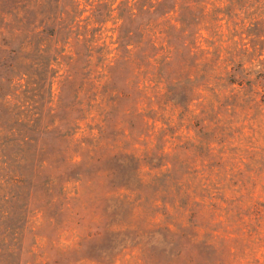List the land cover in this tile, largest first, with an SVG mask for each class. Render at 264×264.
Masks as SVG:
<instances>
[{"label": "trees", "instance_id": "trees-1", "mask_svg": "<svg viewBox=\"0 0 264 264\" xmlns=\"http://www.w3.org/2000/svg\"><path fill=\"white\" fill-rule=\"evenodd\" d=\"M263 49L264 0H0V179L5 187L15 186L0 195V264H20L34 182L46 175L45 185L62 191L73 168L86 164L83 147L73 139L76 121L56 117L58 107L48 105L55 62L63 60L64 66L61 101L67 86L74 94L80 89L75 72L90 75L79 85L81 106L69 102L66 112L106 120L126 95L112 83L115 69L126 66L124 86L136 98L122 104V113L139 116L137 105L143 103L153 123L168 100L185 111L195 103L213 112L227 99L244 103L245 91H264ZM126 135L138 139L131 130ZM192 139L157 155L143 150L162 166L145 180L135 147L86 148L94 155L87 164L96 166L98 181L113 185L108 190L129 207L126 220L99 227L100 248L111 233L119 240L134 233V241L114 256L102 250L91 259L84 253L71 264H209L204 248H213L215 237L204 231L214 220H225V164L220 152H212L211 139ZM24 181L29 186L23 190ZM144 209L162 218L155 221L150 214L141 225L135 217Z\"/></svg>", "mask_w": 264, "mask_h": 264}, {"label": "rangeland", "instance_id": "rangeland-1", "mask_svg": "<svg viewBox=\"0 0 264 264\" xmlns=\"http://www.w3.org/2000/svg\"><path fill=\"white\" fill-rule=\"evenodd\" d=\"M110 26L109 22L105 25L106 28ZM110 33L108 30L103 32L105 43L110 41L106 36ZM112 46L108 43V47ZM259 58L264 60V49ZM54 67L56 73L50 83L48 105L52 109L58 107L56 117L66 121L69 117L76 121L73 139L75 146L83 147L86 164L73 168L66 182H61L62 191H58L53 185H45L46 175L34 182L35 191L28 207L20 264H71L82 258L84 253L91 259H96L102 250L111 257L121 245L128 247L133 243L134 233L125 232L126 236H122L121 240L111 233L102 242L103 248H100L96 234L99 227L102 224L113 225L119 218L126 220L129 207L126 204L122 206L117 193L108 190L113 185L106 186L98 181L96 166L87 164L94 163V155L86 148L90 149L98 143L111 149L135 147L136 154L142 159L138 173L145 180L161 170L162 166L159 168L157 158L143 155V150L149 153L153 149L157 151V155L158 151H167L174 144L193 141V137L211 139L209 145L212 152H220L225 164V220L219 223L216 219L208 224L205 231L199 230L200 233L204 231L206 237H215L213 248H204L209 264H264V91L259 86L241 93L240 98H246L244 103L233 105L227 99L224 101L225 105L213 112H207L208 106L195 103L188 105L185 111L179 105L173 106L171 100L165 101L157 109L156 120L152 123L149 115L153 114H147L143 103L137 105V110L141 112L139 116L132 112L122 113L123 105H130L136 98V93L124 86V78L130 71L126 66L120 69L117 67L112 83L118 89L125 88L123 93L126 95L122 97V103L111 107L110 115L103 121L97 116H77L78 113L74 114L73 111L66 112L64 105L69 102H73L77 108L81 106L84 95L79 85L90 75L82 69L75 72L74 82L80 89L74 94L69 90L71 86H67L66 92H62L61 101L58 91L64 74L63 60L55 62ZM41 89L37 92L41 93ZM102 96L115 98L112 94L102 93ZM203 108L204 112L200 113ZM146 121L151 124L149 127ZM202 125L205 127H201ZM130 130L137 140L124 137ZM20 186L26 189L29 182L24 181ZM1 187L3 192L0 195L15 188L8 184L5 187L4 179H0ZM106 191L111 194L107 198L104 196ZM17 206L23 207L20 204ZM144 210L145 212L141 215L139 212L138 217L137 214L135 217L141 225L150 214H155V221L162 218L159 211L155 213L154 210ZM192 223H198L197 217L192 219ZM74 244H78V249H71Z\"/></svg>", "mask_w": 264, "mask_h": 264}]
</instances>
